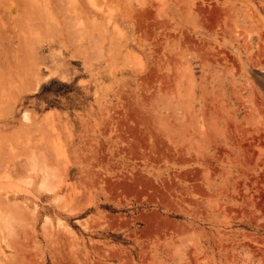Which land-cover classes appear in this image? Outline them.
<instances>
[{
	"label": "rangeland",
	"instance_id": "1",
	"mask_svg": "<svg viewBox=\"0 0 264 264\" xmlns=\"http://www.w3.org/2000/svg\"><path fill=\"white\" fill-rule=\"evenodd\" d=\"M0 184V264H264V0H0Z\"/></svg>",
	"mask_w": 264,
	"mask_h": 264
},
{
	"label": "bare ground",
	"instance_id": "2",
	"mask_svg": "<svg viewBox=\"0 0 264 264\" xmlns=\"http://www.w3.org/2000/svg\"><path fill=\"white\" fill-rule=\"evenodd\" d=\"M157 54V53H156ZM26 117L27 116H25L24 115V119H26ZM34 168V167H33ZM43 173V172H42ZM45 173V172H44ZM43 173V174H44ZM47 173V172H46ZM48 174V173H47ZM6 178V177H5ZM9 178V177H8ZM2 180V179H1ZM6 180V179H5ZM9 182V181H8ZM7 182V183H8ZM10 182H11V180H10ZM21 183V182H20ZM22 184V183H21ZM24 184H26V183H24ZM1 185V184H0ZM15 185V184H14ZM52 184H50V182H49V180L47 179V177H43L42 178V180H41V183H40V185H39V188L42 190V191H44V192H47V193H49V192H52L53 191V188H54V186H53V188H52V186H51ZM7 186H8V184L6 185V187H4V189L5 188H7ZM11 186V185H10ZM23 186H25V185H23ZM3 187V186H2ZM20 187V186H19ZM1 189V188H0ZM22 189H24V188H22ZM11 190V189H10ZM16 190H18V188L16 187ZM20 190V189H19ZM17 192V191H16ZM29 193V192H28ZM6 197H7V195H6ZM2 202V201H1ZM3 203V202H2Z\"/></svg>",
	"mask_w": 264,
	"mask_h": 264
}]
</instances>
